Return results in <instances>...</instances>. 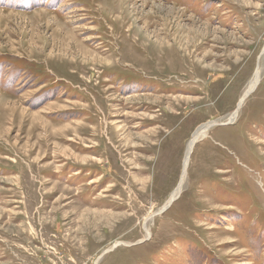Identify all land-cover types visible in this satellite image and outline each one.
I'll return each mask as SVG.
<instances>
[{"label": "rangeland", "instance_id": "374dc122", "mask_svg": "<svg viewBox=\"0 0 264 264\" xmlns=\"http://www.w3.org/2000/svg\"><path fill=\"white\" fill-rule=\"evenodd\" d=\"M0 264H264V0H0Z\"/></svg>", "mask_w": 264, "mask_h": 264}, {"label": "bare ground", "instance_id": "6f19581e", "mask_svg": "<svg viewBox=\"0 0 264 264\" xmlns=\"http://www.w3.org/2000/svg\"><path fill=\"white\" fill-rule=\"evenodd\" d=\"M116 7L117 6H115V8ZM63 55H69L70 57H72V60H70L72 63H70L69 65H74L75 67H77V64H78L77 61L79 62V59L80 60L83 59V61H85V63H86L85 65H88V66L92 65V66H97V67L101 66L103 68V64L101 63V60L98 57L93 56V54H91L90 51L84 50L82 48V46H81V43L78 44L77 42H75V48H71V49H69L68 46L65 45V43H63L62 49L60 50V54H59L58 57H62ZM76 57H78L79 59H77ZM90 57H92V58H90ZM67 59L69 60V58H67ZM73 60H75V62ZM106 72H107V70H106ZM108 72H109V70H108ZM260 79H261L260 71L258 70L255 73V75L253 76L252 80L250 81V83H249L244 95L242 96L241 100L239 101L237 110L231 115V117H229L231 122L236 119V117H237L238 113L240 112L241 107L243 106L245 100L248 98L249 94L253 93L252 91L259 84ZM209 129H210V125L209 124L208 125H202L201 127H199L197 129V131L194 133V135L192 136V138L188 142L187 148H186V151H185L184 161H183V172H182L181 179H180L179 183L177 184L175 190L170 194L169 198L167 199V201L165 203V208H168L172 203H174L178 198H180V195L183 192L184 181H185V177L187 175V171H188V168H189L191 157L193 155L194 147L199 141L204 140L205 138H207ZM110 141H112V140L110 139ZM94 150H95V153H97L99 150H101V147L100 146L99 147L96 146L94 148Z\"/></svg>", "mask_w": 264, "mask_h": 264}]
</instances>
